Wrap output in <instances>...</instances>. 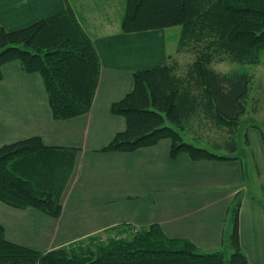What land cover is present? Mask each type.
<instances>
[{
	"label": "trees",
	"instance_id": "1",
	"mask_svg": "<svg viewBox=\"0 0 264 264\" xmlns=\"http://www.w3.org/2000/svg\"><path fill=\"white\" fill-rule=\"evenodd\" d=\"M122 8L123 33L179 27V48L195 59L185 72L167 63L135 72L133 90L111 106L112 114L125 119L126 129L101 152L133 153L169 139L172 158L186 154L193 160L230 159L186 142L182 132L195 123L209 132L227 130V147L237 151L236 129L247 112L253 76L221 73L211 65L260 63L264 0H125ZM11 62L42 77L55 120L91 111L102 64L71 6L16 31L0 23V81L3 67ZM245 141L249 144L247 135ZM79 152L47 146L38 136L0 147V202L60 218ZM241 203L238 194L230 211L232 230L226 248L219 251L204 252L188 239L170 238L159 224L141 228L122 224L111 228L119 230L115 237L91 236L88 243L82 242L84 238L40 252L10 241L0 224V264H249L239 239Z\"/></svg>",
	"mask_w": 264,
	"mask_h": 264
},
{
	"label": "crops",
	"instance_id": "2",
	"mask_svg": "<svg viewBox=\"0 0 264 264\" xmlns=\"http://www.w3.org/2000/svg\"><path fill=\"white\" fill-rule=\"evenodd\" d=\"M104 6L102 15L78 14L102 64L88 114L55 120L42 77L24 72L19 62L3 67L0 147L38 136L47 146L80 150L60 218L0 202V224L7 238L48 252L122 224H159L168 237L188 239L201 251L215 252L226 248L232 203L240 194V246L249 264H264L261 138L247 136L252 148L248 164L235 154L227 160H193L186 154L172 158L169 139L133 153L101 152L126 129L125 119L112 114L111 106L133 90L134 73L168 62L165 30L123 33V8L112 16L113 5L108 11ZM66 8L65 0H0V23L16 31Z\"/></svg>",
	"mask_w": 264,
	"mask_h": 264
},
{
	"label": "rangeland",
	"instance_id": "3",
	"mask_svg": "<svg viewBox=\"0 0 264 264\" xmlns=\"http://www.w3.org/2000/svg\"><path fill=\"white\" fill-rule=\"evenodd\" d=\"M123 1L125 3V0H110L108 4L107 0H65L67 7L71 6L77 14H79V12L87 14L88 12H95L96 14L102 15V13H104L103 5H105V10L108 11V6L112 4L113 6H109L112 10H115L112 11L114 14L112 16H115L116 12L117 15H119L122 10L121 4ZM102 2H104L103 5ZM164 30V33H166L164 34V37L167 39L168 43L167 64L176 66L177 70L180 72L187 71L189 66L193 63L195 56L191 52L180 50V28L175 27ZM211 67L221 73L247 72L253 76V81L250 86V97L247 112L241 118V125L236 129L237 133L235 139L238 140V149L237 151H231L227 147L228 143L226 142L229 140V133L227 130L223 134L220 132L216 133L214 130L209 132L206 128L196 126V123L189 127L190 129H188V131L182 132L184 140L197 147L208 149L217 155L231 156L235 154L236 156L243 158L248 164L250 157L249 154L250 151H252V148L249 144H246L245 135L261 138L264 143V53L262 54L260 63L257 65H241L228 61L213 63ZM200 135L202 138H197V136ZM216 136L218 138H214ZM212 142L220 144L223 147L217 148L212 144ZM254 179L256 184H258V177L256 176ZM118 231L107 229L101 233L92 235V237L98 236L100 239L106 240L108 237H115ZM90 239L87 237L82 242L88 243Z\"/></svg>",
	"mask_w": 264,
	"mask_h": 264
}]
</instances>
